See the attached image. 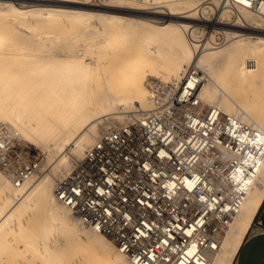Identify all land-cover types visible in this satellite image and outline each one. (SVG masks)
Returning a JSON list of instances; mask_svg holds the SVG:
<instances>
[{
    "label": "bare ground",
    "instance_id": "6f19581e",
    "mask_svg": "<svg viewBox=\"0 0 264 264\" xmlns=\"http://www.w3.org/2000/svg\"><path fill=\"white\" fill-rule=\"evenodd\" d=\"M31 1L28 4H16L11 0H0V22L7 16L18 18L31 28L28 34H23L25 38H29V35L46 31H36L33 28L35 25H47L65 16L68 21L66 26L70 27L76 22H87L88 17H93L97 24L92 25L94 31L109 43L99 45L101 49L98 50L95 62L57 56L45 61L37 58L32 51L36 47L18 44L12 20L6 31L0 30V121L10 124L18 131L17 150L24 153L26 144L33 152L28 150L32 156L24 153L25 156L41 157L38 168L19 183H15L8 173L11 168L7 171L0 164V171L6 178L0 174V231L2 228L6 229L11 221L15 222L16 217L26 209L40 204L45 212L40 223L42 235L40 238L36 237L43 242L45 248L39 249V253L58 251L63 244L72 245L75 242L83 245L81 250L89 249L94 256L101 258V264H133L117 248L110 236L82 222L67 204L57 198L55 185L58 179L108 130L100 132L92 141L94 133L90 128L94 125L95 118L110 112L116 102L123 106H135L128 113L139 114L114 127L157 107L172 104L173 94L159 105H153L161 96L153 94L145 85V79L150 74L168 78L176 85L179 83L173 89L175 92L189 70H199L201 81L196 92L200 107H217L222 112V117L232 115L264 133V12L259 13L254 8L239 3L228 4L226 0H218L220 6L236 15L233 21H251L247 29L257 34L255 37L245 36L246 38L233 36L224 46L204 51L199 50L201 42L193 35L198 27L197 23L206 19L204 12L210 4L181 10L178 0H138L141 5H134V0H109L104 3L103 0H92L102 2L100 4H92L88 0ZM213 1L215 0H207V3ZM146 4L166 5L167 8L149 9ZM196 13L200 19L192 22ZM158 17L164 19L157 21ZM204 22L210 25L223 24L216 20ZM226 26L234 27L229 24ZM41 41L46 42L45 39ZM51 60L54 64L47 62ZM198 66H203L206 72V82L203 85V73ZM189 82L192 83V79ZM99 83L103 88L98 86ZM110 83L116 84L113 92L107 90ZM235 86L241 94L238 99L232 96ZM55 105L61 111L57 114L46 112L54 109ZM93 120L95 121L92 122ZM23 135L30 137L37 145L47 144L41 148L34 147ZM51 140L57 144V148L65 142L70 143V146L49 171L37 174L42 162L54 152L53 145L48 143ZM262 199L264 155L261 156L255 179L239 211L220 234L218 250L206 252L209 264L231 263L257 209L264 203ZM64 209L74 216L73 219L78 224L68 219ZM24 226L26 227V223L21 222L15 228L22 232ZM58 240L61 241L58 247L51 244ZM81 250H74L79 255L78 258L83 257Z\"/></svg>",
    "mask_w": 264,
    "mask_h": 264
},
{
    "label": "built area",
    "instance_id": "2783aa9c",
    "mask_svg": "<svg viewBox=\"0 0 264 264\" xmlns=\"http://www.w3.org/2000/svg\"><path fill=\"white\" fill-rule=\"evenodd\" d=\"M226 2L264 12V0ZM200 81L199 70H189L172 104L106 130L55 185L57 198L133 264H209L206 252L218 250L260 166L264 133L200 107ZM17 134L0 121V164L15 183L41 159L26 144L29 157L17 150Z\"/></svg>",
    "mask_w": 264,
    "mask_h": 264
},
{
    "label": "rangeland",
    "instance_id": "374dc122",
    "mask_svg": "<svg viewBox=\"0 0 264 264\" xmlns=\"http://www.w3.org/2000/svg\"><path fill=\"white\" fill-rule=\"evenodd\" d=\"M12 2L16 4L24 3L28 4L32 2L31 0H11ZM109 0H103L102 2H107ZM138 0H134V5H141ZM88 2L92 4H100L102 2H94L92 0H88ZM137 3V4H135ZM139 3V4H138ZM210 4V6H207V10L204 12V16L207 19H204V21H213L216 20L218 22H221L223 24H211L200 21L197 23L198 27L194 31V38L198 39V41L201 42L199 45V50H208L212 48H219L221 46H224L227 44V42L230 39V37H239L240 38H246L245 36L252 35L256 36V32H250L247 29L248 23H252L251 21L245 19V20H236L233 21L232 19H235L236 15L232 13L231 10L224 8L220 6L221 4L218 2V0H215L213 2H208L207 0H178L179 9H188L190 7H193L195 5H202V4ZM213 3V4H212ZM219 4V5H218ZM217 5V6H216ZM146 8L154 9V8H163L166 9V5L162 6H152V4H146ZM225 13V14H224ZM197 17H192V22L194 20H199L198 13H196ZM231 16V17H230ZM9 18V19H8ZM65 16L61 17L60 19H57L53 21L50 24L47 25H35L33 28L36 31L39 30H46L45 32H41L40 34H32L29 35V38H25L23 35L24 33H29V30L31 28L27 26L26 24H23L18 18H10L9 16L3 18L2 22H0V30L6 31L7 25L9 24V21L12 20V23L15 24L14 26V34L17 37V40L19 41L18 44L24 45V46H30V47H36V49L32 50L36 55L37 58H41L43 60H49L59 57V58H80L81 60H92V62H95L97 58L98 50L101 49V46L104 45V43H109V41H104L101 38L100 33L95 32L92 25H95V21L93 17H88L87 22H76L73 24V26H66L68 24V21L65 20ZM164 18L158 17L156 18L157 21H161ZM220 20V21H219ZM223 22H222V21ZM230 20V21H229ZM247 21V22H246ZM4 22V23H3ZM191 22V23H192ZM202 22V23H201ZM231 22V23H230ZM246 22V23H245ZM204 23V24H203ZM233 23V24H232ZM239 23V24H238ZM3 24V25H2ZM226 24L234 25V27H228ZM97 25V24H96ZM38 26V27H37ZM238 26V28H237ZM6 27V28H5ZM226 27V28H225ZM236 27V28H235ZM234 28V29H233ZM240 28V29H239ZM246 28V30H244ZM6 29V30H5ZM239 29V30H236ZM233 30V31H232ZM229 31V32H227ZM247 31V33H246ZM16 32V33H15ZM249 32V33H248ZM239 34V35H238ZM243 34V35H242ZM21 35V36H20ZM97 37V39L95 38ZM27 39V40H26ZM46 40V42H42L41 40ZM96 39V40H94ZM209 40V41H208ZM87 42V43H86ZM214 46V47H212ZM135 47V46H134ZM26 50V49H22ZM21 50V51H22ZM95 52V53H94ZM85 58V59H84ZM50 64H54V61H47ZM197 67V66H194ZM202 70L203 73V81L201 85L206 82V72L203 66H198ZM77 79V77H74ZM79 80V79H77ZM76 80V81H77ZM80 80H83V78H80ZM100 80V78H99ZM145 85L153 91V94L157 95L158 101L157 103L154 102L153 105H159L163 101L167 100L174 92L176 86L179 84H175L172 82V80L168 78H161L158 76H154L150 74L148 78L145 79ZM166 82V83H165ZM169 82V83H168ZM172 83V84H171ZM99 87L103 88V85L99 83ZM154 86V87H153ZM173 86V87H171ZM175 87V88H174ZM201 87V86H200ZM116 88V84L110 83L108 86V91L113 92ZM174 89V90H173ZM200 89V88H199ZM240 90L236 86L233 88L232 96L234 99L240 98ZM53 105V104H52ZM116 105L118 107H116ZM236 104L234 103V106ZM123 105H120V102L110 109L111 111L96 117L94 122V125L90 128L92 132L94 133V136L92 138V141L95 139V137L102 131L109 129L111 127H114L125 120L131 118L136 114H130L129 109L135 108V106H132L130 104L124 105V109L122 107ZM237 106V105H236ZM117 110V111H116ZM125 110V111H124ZM61 111L60 107L55 105L54 109L46 110L47 113L50 114H57V112ZM124 111V113H123ZM128 111H130L128 113ZM228 111V110H227ZM127 112V113H126ZM110 113V114H109ZM121 114V115H119ZM130 114V115H129ZM124 116V117H123ZM123 117V118H122ZM98 121V122H97ZM9 122V121H8ZM91 122V123H92ZM15 126H17L13 122H9ZM21 131V130H20ZM23 134V132L21 131ZM25 140H27L30 145L41 148L47 143H43L42 145L35 144V141H33L30 137L23 135ZM91 141V142H92ZM90 142V143H91ZM49 144L53 145L54 152L50 153L48 159L44 160L41 164V167L37 174H44L45 172L49 171V169L54 166V164L57 162L58 158L66 151V148L68 149L70 146V143L65 142L60 146H57V144L54 141L48 142ZM68 145V146H67ZM65 149H64V148ZM57 150H55V149ZM61 149V150H60ZM85 149V148H84ZM61 151V152H60ZM33 152V151H31ZM56 152V153H55ZM58 153V154H57ZM83 153V152H82ZM81 155V154H80ZM79 157V156H77ZM73 162V161H72ZM71 162V164H72ZM69 167V166H68ZM67 167V168H68ZM66 168V169H67ZM0 174L3 175L5 178V175L0 171ZM6 179V178H5ZM10 189L13 187L9 185ZM264 200V199H262ZM261 205H264L262 203ZM63 206V205H61ZM64 208V207H62ZM45 208L43 205L37 204L32 205L30 208L26 209L22 214H20L18 217H16V221H11L9 224H7L6 229L2 228L0 231V264H101L102 259L99 257L94 256L93 252L89 249H83L82 244H74L71 245V243H66L62 245V249L58 251L53 252H45L39 253V249H44L43 242H40V239H37V237L40 238L42 235L40 223L41 219L43 218V214L45 212ZM258 211V209H257ZM64 212L68 214V219L74 221V224H78V221L74 220V216L71 215L67 209H64ZM257 213V212H256ZM256 215V214H255ZM255 217V216H254ZM254 220V218H253ZM252 220V221H253ZM21 222L26 223V227H23V231H17L16 226L19 227ZM4 229V230H3ZM87 230V229H86ZM89 230V229H88ZM49 231V230H48ZM36 234V235H35ZM37 236V237H36ZM61 241H56L54 243H51L53 246L58 247L59 243ZM70 245V246H69ZM75 245V246H73ZM74 250H81L83 257L78 258V254L74 253ZM47 254V255H46ZM77 258V259H76ZM74 259V260H73Z\"/></svg>",
    "mask_w": 264,
    "mask_h": 264
},
{
    "label": "crops",
    "instance_id": "0c3cea01",
    "mask_svg": "<svg viewBox=\"0 0 264 264\" xmlns=\"http://www.w3.org/2000/svg\"><path fill=\"white\" fill-rule=\"evenodd\" d=\"M264 219L259 207L230 264H264V226L256 219Z\"/></svg>",
    "mask_w": 264,
    "mask_h": 264
}]
</instances>
